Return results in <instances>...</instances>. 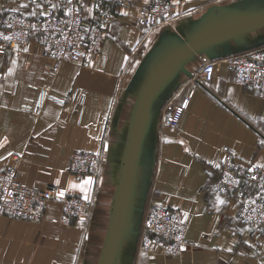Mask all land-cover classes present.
<instances>
[{"label": "crops", "instance_id": "1", "mask_svg": "<svg viewBox=\"0 0 264 264\" xmlns=\"http://www.w3.org/2000/svg\"><path fill=\"white\" fill-rule=\"evenodd\" d=\"M9 6L26 14L44 10L0 0V15ZM263 13L264 0H176L173 18L149 28L138 25L135 5L116 6L92 62L63 63L53 76L37 44L20 56L0 48V164L17 158L21 184H54L57 193L75 192L90 203L86 222L69 225L60 221L59 200L46 202L39 220L0 214V264H100L148 79L190 41ZM260 45L264 24L185 53L158 80L110 264H264V224L239 221V199L216 192L223 146L243 164H264V94L236 83L221 61ZM208 59L217 64L204 82L198 72ZM185 101L176 126L166 125L165 106ZM77 149L99 153L98 169L70 172L68 159ZM155 204L178 208L187 224L179 254L139 245L145 210Z\"/></svg>", "mask_w": 264, "mask_h": 264}, {"label": "built area", "instance_id": "2", "mask_svg": "<svg viewBox=\"0 0 264 264\" xmlns=\"http://www.w3.org/2000/svg\"><path fill=\"white\" fill-rule=\"evenodd\" d=\"M38 5L44 10L26 14L9 6L0 15V48H8L16 56L32 50L37 44L40 53L49 59L48 72L53 76L63 63L89 65L98 53L104 26L113 17L116 6L135 5L136 21L144 27L168 22L175 14L176 0H12ZM234 73V80L264 94V45L221 59ZM217 61L205 60L198 74L209 82ZM186 107L168 103L163 122L176 126ZM38 111V110H37ZM224 157L218 164L216 192L232 193L239 199L236 217L249 226L264 224V164L236 160L235 153L223 146ZM101 155L89 150H74L67 169L77 176L92 173L101 164ZM17 158L0 164V214L39 220L46 202L59 200L60 221L64 224L86 222L90 203L81 194L67 192L57 196L54 184L29 187L18 181ZM187 224L178 208L151 205L145 210L139 245L143 250L156 248L165 254H179L186 245Z\"/></svg>", "mask_w": 264, "mask_h": 264}, {"label": "water", "instance_id": "3", "mask_svg": "<svg viewBox=\"0 0 264 264\" xmlns=\"http://www.w3.org/2000/svg\"><path fill=\"white\" fill-rule=\"evenodd\" d=\"M262 24H264V13L252 17L243 22L234 24L230 27L212 32L210 34L192 40L181 48H179L178 50H176L175 52H173L170 56H168L152 73L140 95V99L138 102V109L131 129V136L128 143L124 165L120 174L118 188L115 193L111 225L108 231L107 242L101 256L100 264H110V262L113 260L119 223L124 210V204L126 196L128 194V189L130 187L131 176L134 171L133 165L138 149V140L141 130V124L147 104L149 102L150 95L158 80L161 78L164 72L185 53L200 46H203L213 40L223 38L228 35L238 33L250 28H254Z\"/></svg>", "mask_w": 264, "mask_h": 264}, {"label": "snow or ice", "instance_id": "4", "mask_svg": "<svg viewBox=\"0 0 264 264\" xmlns=\"http://www.w3.org/2000/svg\"><path fill=\"white\" fill-rule=\"evenodd\" d=\"M85 182H89V183H90L91 181H90V180H88V181H85ZM57 196H58V197H62V196H63V193H62V192H60V193H57ZM85 198H86V197H85Z\"/></svg>", "mask_w": 264, "mask_h": 264}]
</instances>
